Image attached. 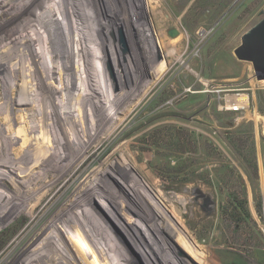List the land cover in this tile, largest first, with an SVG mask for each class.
I'll use <instances>...</instances> for the list:
<instances>
[{
	"label": "rangeland",
	"instance_id": "obj_1",
	"mask_svg": "<svg viewBox=\"0 0 264 264\" xmlns=\"http://www.w3.org/2000/svg\"><path fill=\"white\" fill-rule=\"evenodd\" d=\"M30 1L32 8L0 16V59L8 64L0 67L9 74L6 82L0 74V105L9 92H86L94 112L77 103L61 110L59 121L67 130L73 111L84 116L92 132L81 138L90 150L32 218L24 212L39 194L18 213L7 207L0 264L21 261L27 233L66 187L78 189L64 193L51 216L92 182L93 191L80 193L88 205L70 218L83 242L84 217L97 225L102 237L92 239L91 249L98 260L96 243L112 264H264V80L233 54L261 19L264 0H67L65 14L54 13L55 0ZM38 15L52 31L58 20L67 25L76 17L70 27L78 39L61 55L70 64L64 62V76L59 63L48 64L50 81L43 64L34 73L11 39ZM10 113L0 112L4 137L15 125ZM11 147L6 156L14 158ZM10 181L0 177V187L9 196L25 195Z\"/></svg>",
	"mask_w": 264,
	"mask_h": 264
},
{
	"label": "bare ground",
	"instance_id": "obj_2",
	"mask_svg": "<svg viewBox=\"0 0 264 264\" xmlns=\"http://www.w3.org/2000/svg\"><path fill=\"white\" fill-rule=\"evenodd\" d=\"M66 2L67 0H55L54 3H52L54 7V13L62 14V6H67ZM33 3L36 2L30 0H0V16H5L7 13H12L8 12L10 10H14L15 13L16 9L21 6L29 5L31 6L30 8H32ZM37 6V9H39L40 6ZM73 8L75 11V6H73ZM66 10L71 13L73 12L72 10L69 11L67 7ZM63 14H65V12ZM42 17L38 15V20L35 19V21L33 19H28L26 23L23 24L25 27H19L22 29H17L18 31H16V33L19 32V35L15 36L14 38H11L13 35H10V38L13 39V41L11 39L9 41H12L15 47L20 48L21 51H23L22 53H24V58L27 61L29 60L28 62L31 64L34 73L37 71V69L41 72L39 66L40 64H43L45 71L47 70V81H50L52 77L51 79L48 77V74L50 73L48 64L59 63L58 67L60 69V76H64L66 71V65L64 62H69L70 64V61H66L63 58L64 62L62 64L61 57L66 54V46L70 48V45L75 43L78 39L79 34L78 36H75V29L70 27V24L73 23L72 21L74 20L73 18L75 16L69 19L71 22L68 23L67 21V25L61 20H58V22L54 21L56 24L54 31L50 29V26H48ZM15 20H17V18ZM23 22L24 21H22V23ZM61 22H63V24ZM20 25L21 23L19 26ZM65 29L67 30L65 31ZM5 31H7V29ZM10 33L13 34L11 31ZM9 34L7 36H9ZM52 55L55 57H52ZM53 58L55 61H52ZM34 62L36 63L37 67L34 65ZM71 62L73 63V60ZM0 66L6 67L8 64H4L0 59ZM1 67L0 74L3 75L2 79L6 82V75L9 74L6 73L5 68ZM27 69H25V71L28 72ZM22 74H24V72ZM27 74H29V72ZM30 74L29 76H31ZM16 78L18 77H14L13 75V79ZM13 79H11V81ZM72 82L75 87H72L73 84L70 83L71 90H76L77 86L74 81ZM16 84L17 83H15V85ZM22 85L19 84L18 88L16 89L19 90L20 87L22 88ZM13 88H15V86H12V90H14ZM87 100L89 103L92 99L90 100V96L86 94V92H66L60 94L59 92H32L31 90V92H9L7 95H5V101H3L0 105L1 114L11 111L9 115L11 120L15 122V125L19 123L20 124L19 126L17 125V129L14 128L15 125H13V127L8 125L10 132L8 137H10V139H8V137H4L2 128H0V177H8L11 180L10 183L12 186L17 191L25 193L26 196L23 195L18 197L14 191L13 194L9 196L4 188L0 187V203H6L3 205V207L0 206V230L2 229L1 225L8 220V214L11 212V210H7V207H13L12 213H18L20 212V209L22 210L25 208L24 205L30 198L39 194L38 200L36 199V203L31 205L30 212H24L25 215H28L29 218H32L36 208H39L45 199H48L53 195L57 186L66 180V176L69 175L68 173L71 174L76 169H78L81 163L86 159L90 150V142L86 141V143H84L83 139L86 138L88 140L90 138V132L92 131L91 128H89V126L83 122L85 121L84 116H81L78 113L75 115V112L73 111V113L68 116L70 123H67V125L71 126L65 130L64 127L66 125L59 121L60 119L62 120L59 113H61V110H69L71 105H73L75 108L78 103L79 106L81 105L82 108L85 107L86 111L92 114L94 111L92 110L91 105L88 106L89 110L87 109ZM13 102L14 105L12 104ZM92 102L94 103V101ZM12 111L14 114H12ZM30 111H32L34 114H30ZM34 118H37L40 121L38 120L35 122ZM91 122L93 121L91 120ZM81 128L84 129L83 132H80ZM67 136L72 137V140L70 141V139H65L64 141V137ZM74 136L75 140H73ZM81 137H83V139ZM18 142H20V146L16 149H12L11 145L17 144ZM10 147L13 152L11 154L14 155V158L6 156L8 155V149ZM84 148L85 151L82 152ZM97 172L98 171H96V173ZM13 175L15 176L14 178ZM90 175L91 174L88 176ZM105 181L106 180H103V182ZM92 183L88 184L82 192L76 194L74 193V198L69 200V203L66 205V207L62 208L60 212L54 216H51L52 207L56 204V202L60 200L59 206H61L66 200L63 197L64 193L69 192L70 195L74 191H77L78 188L76 187V184H71L58 195L56 200L52 203L53 205L47 209L40 219H38L36 225L27 233L28 238L25 242V246H23V248L20 250L21 261H18L17 264L113 263L112 260L109 259L107 253L103 252V249L99 247V243H96L97 252L100 257L99 260L96 259L95 254L91 249L92 246L95 247L92 239L100 240V236L102 237L96 228L97 225L92 220H90L87 215V217H84L85 223L88 225L89 230L87 229V232L89 236L86 238L87 241L83 242L76 237L81 231L79 224L74 221L72 217L70 218L72 214L79 213V211H81V207L88 205V203L82 205V203L86 202V199L81 202L80 193L90 192L91 190L93 191L94 184ZM105 184H107V186L109 185L107 181ZM0 186H2V183ZM9 190L12 192L11 186L9 187ZM4 211L6 213L3 215ZM136 211L137 210H135V212ZM47 218L49 219L47 220ZM90 236H93L94 238ZM102 248L106 249L105 246ZM117 261L118 260H115V262Z\"/></svg>",
	"mask_w": 264,
	"mask_h": 264
},
{
	"label": "water",
	"instance_id": "obj_3",
	"mask_svg": "<svg viewBox=\"0 0 264 264\" xmlns=\"http://www.w3.org/2000/svg\"><path fill=\"white\" fill-rule=\"evenodd\" d=\"M260 15L261 19L241 36L233 54L237 60L251 64L257 80H264V8Z\"/></svg>",
	"mask_w": 264,
	"mask_h": 264
},
{
	"label": "built area",
	"instance_id": "obj_4",
	"mask_svg": "<svg viewBox=\"0 0 264 264\" xmlns=\"http://www.w3.org/2000/svg\"><path fill=\"white\" fill-rule=\"evenodd\" d=\"M231 109L234 110V111H236V110H238V109H240V108L237 107V106H233V107H231Z\"/></svg>",
	"mask_w": 264,
	"mask_h": 264
}]
</instances>
